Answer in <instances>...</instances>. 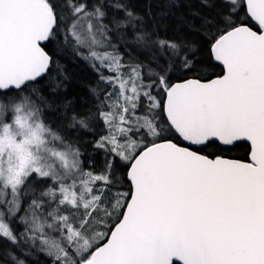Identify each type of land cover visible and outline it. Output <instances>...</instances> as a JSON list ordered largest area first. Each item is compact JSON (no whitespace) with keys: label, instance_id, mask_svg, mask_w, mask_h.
<instances>
[{"label":"snow or ice","instance_id":"1","mask_svg":"<svg viewBox=\"0 0 264 264\" xmlns=\"http://www.w3.org/2000/svg\"><path fill=\"white\" fill-rule=\"evenodd\" d=\"M184 3L0 0V264H264V0Z\"/></svg>","mask_w":264,"mask_h":264},{"label":"trees","instance_id":"2","mask_svg":"<svg viewBox=\"0 0 264 264\" xmlns=\"http://www.w3.org/2000/svg\"><path fill=\"white\" fill-rule=\"evenodd\" d=\"M156 2H157V0H152L153 12H156L158 10L156 7ZM147 3H148V0H129L130 6L136 12H139L141 14H143L145 12V7H146ZM191 6H192V8L199 7L198 0H192ZM171 11H172V13H174V15H169L166 18V21H167V33L166 34L170 37L174 35L173 30H174L176 24L178 23L176 16H178L180 14L187 15L188 7L185 5L184 0H180V7L179 8L173 7L171 9ZM181 31L184 33L186 39H188V40H194L195 39L193 33L188 32L186 29H181ZM161 35H165V32L163 30L161 31ZM140 59H144L143 55H141ZM68 68H69V71L74 75V77H76L79 80L87 81L89 79L94 78L91 71L89 69H87V67L84 66V64L82 62H80L78 66L69 63ZM76 93L78 95H85L86 94L84 92V90L80 89V88L76 89ZM86 139H88V138H86ZM241 154H242L241 148L235 149L232 153V155H234V156H239ZM95 158L98 160L97 167H99L100 157L96 156Z\"/></svg>","mask_w":264,"mask_h":264},{"label":"rangeland","instance_id":"3","mask_svg":"<svg viewBox=\"0 0 264 264\" xmlns=\"http://www.w3.org/2000/svg\"><path fill=\"white\" fill-rule=\"evenodd\" d=\"M96 159V158H95ZM96 161H97V164H98V160L96 159Z\"/></svg>","mask_w":264,"mask_h":264}]
</instances>
